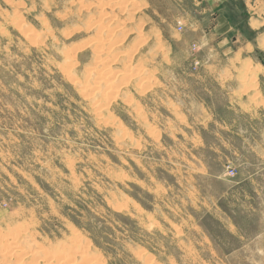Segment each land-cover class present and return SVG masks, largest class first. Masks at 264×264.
Returning a JSON list of instances; mask_svg holds the SVG:
<instances>
[{
    "label": "rangeland",
    "instance_id": "374dc122",
    "mask_svg": "<svg viewBox=\"0 0 264 264\" xmlns=\"http://www.w3.org/2000/svg\"><path fill=\"white\" fill-rule=\"evenodd\" d=\"M204 7L0 0V264H264V114L197 79L236 49Z\"/></svg>",
    "mask_w": 264,
    "mask_h": 264
},
{
    "label": "crops",
    "instance_id": "0c3cea01",
    "mask_svg": "<svg viewBox=\"0 0 264 264\" xmlns=\"http://www.w3.org/2000/svg\"><path fill=\"white\" fill-rule=\"evenodd\" d=\"M231 2H237L241 5V11L247 15V25L252 31H255V37L250 41H243L241 44L237 37H233L231 30V20L234 15V10L231 9ZM197 4L204 3L206 7L200 9L203 18L201 23L194 24L193 30L197 38L198 47L209 49L210 39H217L220 47L236 45L235 50L229 53L231 56L226 60H212L210 62L197 60L194 63L197 69V79H204L211 76L221 88L226 87L227 100L230 105L234 106L230 111L235 114H250L255 115V102L258 103V110L263 116L264 114V57L261 59H253L252 55L262 54L264 52V0H196ZM228 5V6H227ZM243 20V19H242ZM263 29V31H261ZM231 48V47H229ZM240 59H235V57ZM230 74V76H228ZM233 80L229 82V79ZM227 78V81L225 80ZM245 81L249 85L246 92H243V87L239 81ZM244 96L246 103H250V108L241 110L238 102L240 96ZM248 105V104H247ZM254 110V111H253ZM262 132V130H261Z\"/></svg>",
    "mask_w": 264,
    "mask_h": 264
},
{
    "label": "bare ground",
    "instance_id": "6f19581e",
    "mask_svg": "<svg viewBox=\"0 0 264 264\" xmlns=\"http://www.w3.org/2000/svg\"><path fill=\"white\" fill-rule=\"evenodd\" d=\"M102 34H103V32L100 29H95L94 32H93V37H92V38H94L93 40L100 39ZM14 252H16V254H20V252L23 253V251L17 250V249Z\"/></svg>",
    "mask_w": 264,
    "mask_h": 264
},
{
    "label": "built area",
    "instance_id": "2783aa9c",
    "mask_svg": "<svg viewBox=\"0 0 264 264\" xmlns=\"http://www.w3.org/2000/svg\"><path fill=\"white\" fill-rule=\"evenodd\" d=\"M179 28H180V26H179ZM195 63H196V62H195ZM230 173L232 174V173H233V170H231Z\"/></svg>",
    "mask_w": 264,
    "mask_h": 264
}]
</instances>
